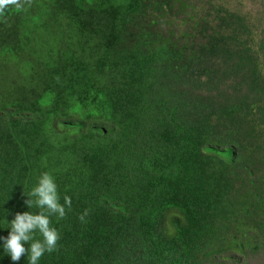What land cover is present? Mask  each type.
Instances as JSON below:
<instances>
[{"label": "trees", "instance_id": "trees-1", "mask_svg": "<svg viewBox=\"0 0 264 264\" xmlns=\"http://www.w3.org/2000/svg\"><path fill=\"white\" fill-rule=\"evenodd\" d=\"M76 5L90 32L75 30L65 14ZM209 13L186 0L5 8L0 234L8 237L17 213L39 214L25 201L47 172L71 210L50 218L58 251L38 264H101L120 252L130 264H194L257 247L264 76L251 46L237 41L243 19ZM34 239L42 240L39 232ZM3 245L0 264L10 263ZM28 256L13 264H29Z\"/></svg>", "mask_w": 264, "mask_h": 264}, {"label": "clouds", "instance_id": "clouds-1", "mask_svg": "<svg viewBox=\"0 0 264 264\" xmlns=\"http://www.w3.org/2000/svg\"><path fill=\"white\" fill-rule=\"evenodd\" d=\"M23 3L30 4L31 0H23ZM21 0H0V14H2L5 8L9 5H15L20 8L23 7ZM93 3H98V0H93ZM65 14L69 17L70 23L75 30L90 32L91 24L89 22V17L84 10H82L78 5H76L75 13H68L64 10ZM101 29V24L97 23L95 27V32H99ZM259 64V62L257 61ZM260 65V64H259ZM2 68H0V80L3 79ZM201 83H204L202 80ZM258 140L260 144V138L262 133L257 132ZM47 151L53 152L54 156L57 158L58 162L61 163V154L57 152L54 145L47 148ZM260 181L264 177L263 172H260ZM260 181L258 183H260ZM30 199L26 200L25 203L29 208L35 206L39 209V214H33L30 212H25L23 214L17 213L15 218L11 221V231L8 237H4V231L0 234V242H4V250L7 252L11 259L10 263H17L25 253H29L28 261L29 264H38L39 260L44 256L45 253H52L58 251V242L61 239L59 232L55 227L51 226V217L56 216L57 220L64 219L66 217L67 211L71 210V197L64 196V204L62 205L60 201V196L58 194L57 184L54 177L50 173H42L38 179L37 185L27 193ZM35 198V199H32ZM264 200V190L258 188L256 194V201L259 199ZM89 214V210H85L78 219L82 222H86V217ZM9 227V226H8ZM7 227V228H8ZM7 230V229H6ZM39 232L42 236V240H35L34 235ZM257 241V239H256ZM258 242V241H257ZM263 245L261 242L258 246ZM145 246V245H144ZM149 249V246H145ZM118 257L110 258L103 261L101 264H130L129 260L126 258L123 252L117 254ZM228 255L226 258L230 257ZM225 259V258H223ZM207 261L199 258V262L195 261L194 264H202V262ZM139 264H149L147 262H139Z\"/></svg>", "mask_w": 264, "mask_h": 264}, {"label": "rangeland", "instance_id": "rangeland-1", "mask_svg": "<svg viewBox=\"0 0 264 264\" xmlns=\"http://www.w3.org/2000/svg\"><path fill=\"white\" fill-rule=\"evenodd\" d=\"M186 4L194 7L200 16L210 12L209 17L211 16L210 19L214 21H216L218 16L220 17L226 12L235 13L242 18L245 23L244 26L247 28H244L242 25H235L237 41L251 46L253 55L256 61L259 62L264 76V0H186ZM216 7L218 10L215 12ZM231 81H227L224 86L227 88ZM229 95L230 98L234 97L232 92ZM257 132L262 133L260 141L262 142V146H264V125L259 127ZM258 188L264 190V177L258 184ZM251 214L260 215L253 209H251ZM260 222H263L261 223L262 226H260ZM253 227L255 230H252L251 234L258 241L257 247H250L242 254L232 253V256L225 259H208V261H204L202 264H264V212L262 218L260 215L259 219L253 222ZM261 242H263V245L258 246Z\"/></svg>", "mask_w": 264, "mask_h": 264}]
</instances>
